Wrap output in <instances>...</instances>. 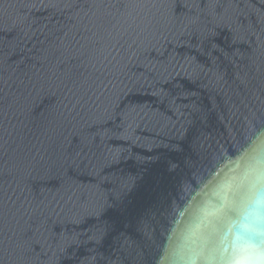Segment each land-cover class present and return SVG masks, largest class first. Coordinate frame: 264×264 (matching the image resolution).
<instances>
[{"label": "water", "instance_id": "95a60500", "mask_svg": "<svg viewBox=\"0 0 264 264\" xmlns=\"http://www.w3.org/2000/svg\"><path fill=\"white\" fill-rule=\"evenodd\" d=\"M264 231V0H0V264H224Z\"/></svg>", "mask_w": 264, "mask_h": 264}, {"label": "clouds", "instance_id": "9594fccd", "mask_svg": "<svg viewBox=\"0 0 264 264\" xmlns=\"http://www.w3.org/2000/svg\"><path fill=\"white\" fill-rule=\"evenodd\" d=\"M224 264H264V231L258 227L248 230Z\"/></svg>", "mask_w": 264, "mask_h": 264}]
</instances>
